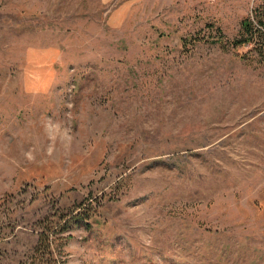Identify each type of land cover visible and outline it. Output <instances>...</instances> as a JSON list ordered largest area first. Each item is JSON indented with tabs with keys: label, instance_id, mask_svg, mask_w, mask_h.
<instances>
[{
	"label": "rangeland",
	"instance_id": "obj_1",
	"mask_svg": "<svg viewBox=\"0 0 264 264\" xmlns=\"http://www.w3.org/2000/svg\"><path fill=\"white\" fill-rule=\"evenodd\" d=\"M263 2L0 0V264H264Z\"/></svg>",
	"mask_w": 264,
	"mask_h": 264
},
{
	"label": "trees",
	"instance_id": "obj_2",
	"mask_svg": "<svg viewBox=\"0 0 264 264\" xmlns=\"http://www.w3.org/2000/svg\"><path fill=\"white\" fill-rule=\"evenodd\" d=\"M217 34L214 38L211 39L212 43L219 44L222 48L230 50L237 48L239 46H250L249 52L252 56L246 57L247 59H255L264 62V2L261 6H258L254 9L253 17L250 16L244 17L240 22V30L238 36L228 39L223 36L221 29L216 28ZM82 203L77 206L78 211H70L67 214H64L66 217V224H63L61 228L56 227V221L60 218L57 213L45 216L43 219L39 220V224L43 225V228L40 229L38 233L37 243L33 248L34 259H38L41 264H50L52 259V243L55 239H60L61 245L62 241L65 240L63 237L67 236H58L54 239L51 238L55 233L64 234L70 228V224H78L80 222H85L87 217L90 214L82 208ZM50 217V219H49ZM54 226V227H53ZM67 239V238H66Z\"/></svg>",
	"mask_w": 264,
	"mask_h": 264
}]
</instances>
